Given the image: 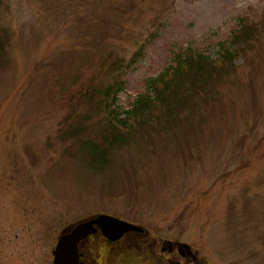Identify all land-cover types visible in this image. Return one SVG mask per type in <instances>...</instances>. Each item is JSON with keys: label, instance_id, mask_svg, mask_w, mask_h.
<instances>
[{"label": "rangeland", "instance_id": "1", "mask_svg": "<svg viewBox=\"0 0 264 264\" xmlns=\"http://www.w3.org/2000/svg\"><path fill=\"white\" fill-rule=\"evenodd\" d=\"M262 17L264 0H3L0 264H52L61 231L96 213L189 244L205 264H264ZM241 18L258 31L229 73L172 126L112 151L108 171L59 139L70 113L87 116V138L112 118L76 100L79 84L122 80L113 107L129 109L179 50L216 58Z\"/></svg>", "mask_w": 264, "mask_h": 264}, {"label": "trees", "instance_id": "2", "mask_svg": "<svg viewBox=\"0 0 264 264\" xmlns=\"http://www.w3.org/2000/svg\"><path fill=\"white\" fill-rule=\"evenodd\" d=\"M2 4L3 0H0V14ZM261 24H264V17L261 18ZM257 31V23L241 18L238 29L229 40L219 44L216 58H210L209 55L200 52H190L187 48L179 50L174 54V63L149 81L150 91L140 94L132 107L124 111L113 107L117 95L123 89L122 80L116 79L102 87H94L89 81L79 84L76 100L81 101L80 104L87 102L103 107V111L112 118L108 119L103 128H99L97 136L87 138L82 136L88 128V121L85 120L87 116L74 117V113H70L60 123L62 127L58 130L59 139H71L70 146L75 145L79 148L78 151L89 166L100 172L108 171L109 166L114 164L111 158L112 151L128 143L133 136H145L156 122L163 121L161 122L165 124L163 126H172L178 112L189 108L198 97L210 90L208 86L213 82L212 79H219L229 73L234 67L235 59L241 54L244 55L252 46ZM8 41V29L1 26L0 19L1 62L4 60ZM141 50L142 47L136 50L128 62L133 63L140 57ZM130 63L123 65L113 61L111 67L112 70H122ZM76 82L78 81L73 83ZM132 123H136V127ZM63 144L64 147L69 143Z\"/></svg>", "mask_w": 264, "mask_h": 264}, {"label": "flooded vegetation", "instance_id": "3", "mask_svg": "<svg viewBox=\"0 0 264 264\" xmlns=\"http://www.w3.org/2000/svg\"><path fill=\"white\" fill-rule=\"evenodd\" d=\"M128 222L141 230L136 227L110 239L96 227L77 245L78 264H205L189 244L165 238L152 241L146 229L136 222Z\"/></svg>", "mask_w": 264, "mask_h": 264}, {"label": "water", "instance_id": "4", "mask_svg": "<svg viewBox=\"0 0 264 264\" xmlns=\"http://www.w3.org/2000/svg\"><path fill=\"white\" fill-rule=\"evenodd\" d=\"M96 227L110 239L121 236L124 232L136 227L141 228L118 217L98 213L90 218L79 220L58 235L54 248L52 249V264H78V243L93 233Z\"/></svg>", "mask_w": 264, "mask_h": 264}]
</instances>
